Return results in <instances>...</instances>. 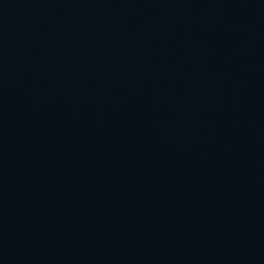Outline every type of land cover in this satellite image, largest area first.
Here are the masks:
<instances>
[{
	"label": "water",
	"instance_id": "obj_1",
	"mask_svg": "<svg viewBox=\"0 0 264 264\" xmlns=\"http://www.w3.org/2000/svg\"><path fill=\"white\" fill-rule=\"evenodd\" d=\"M0 264H264V0H0Z\"/></svg>",
	"mask_w": 264,
	"mask_h": 264
}]
</instances>
